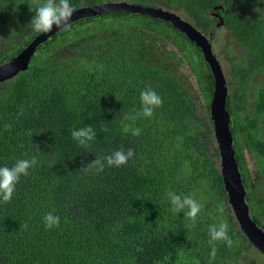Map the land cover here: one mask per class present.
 <instances>
[{
  "label": "trees",
  "instance_id": "1",
  "mask_svg": "<svg viewBox=\"0 0 264 264\" xmlns=\"http://www.w3.org/2000/svg\"><path fill=\"white\" fill-rule=\"evenodd\" d=\"M122 1L181 11L212 44L223 21L227 49L239 46L228 51L227 111L251 215L264 229V0L70 3L76 11ZM34 12L33 0H0V66L42 34L28 27ZM179 59L210 110L215 80L201 49L171 23L126 11L72 22L70 32L37 48L28 71L0 84V167L33 156L39 162L21 176L11 201H0V264H208V227L221 219L220 203L234 243H217L214 264H257L253 250L264 258L229 204L214 122L198 115ZM148 86L162 107L152 117L124 121L141 109L140 92ZM88 125L97 136L85 148L71 132ZM121 148L135 153L126 165L78 172ZM169 189L203 204L194 226L170 210ZM49 212L60 217L59 227L46 229Z\"/></svg>",
  "mask_w": 264,
  "mask_h": 264
},
{
  "label": "water",
  "instance_id": "2",
  "mask_svg": "<svg viewBox=\"0 0 264 264\" xmlns=\"http://www.w3.org/2000/svg\"><path fill=\"white\" fill-rule=\"evenodd\" d=\"M122 11L169 22L175 30L183 33L190 42L202 50L215 80V90L210 105V114L214 122L215 136L221 157V174L229 197V204L232 207L241 231L264 256V229L259 227L252 218L251 208L246 199L247 188L243 183L242 174L236 161L234 139L230 131L231 117L227 111V100L230 94L229 86L221 62L214 53L213 44L209 40L210 38L176 12L164 7L142 6L124 1L80 8L74 11L71 23L89 17ZM217 16L219 17V15ZM223 24L224 22L222 21L221 25ZM58 32L59 29L54 26L51 33H42L11 62L0 66V84L12 80L22 72L28 71L37 48Z\"/></svg>",
  "mask_w": 264,
  "mask_h": 264
},
{
  "label": "clouds",
  "instance_id": "3",
  "mask_svg": "<svg viewBox=\"0 0 264 264\" xmlns=\"http://www.w3.org/2000/svg\"><path fill=\"white\" fill-rule=\"evenodd\" d=\"M33 3L35 4V15L28 25L33 31L47 34L53 31L54 26L62 32L71 31V20L75 9L72 7L70 0H44L43 3H41V0H33ZM255 11L259 13L261 9L258 7ZM191 24L193 25V23ZM140 103L141 109L135 111L134 114L126 113L123 117L124 121H135L141 116L152 117L154 110L162 107L163 98L151 88V86H148L140 92ZM130 130L131 134L134 136H139L141 134V129L139 128H131ZM125 131H129L127 126L125 127ZM71 136L80 146L87 148L90 146V142L96 139L97 133L93 126L88 125L73 129ZM134 155L133 149L125 151L121 148L113 151L106 157H96L94 161L81 167L78 172L83 174H99L104 171L106 165L108 167L126 165ZM38 163V159L33 156L30 159H17L12 167H0V201L3 203L10 202L15 192L16 184L19 183L21 176H28L29 169L35 168L38 166ZM165 195L171 205L170 210L176 214L183 212L184 219L191 222L186 227L190 228L194 226L203 208V204L196 200L192 194H178L171 189H169ZM216 210L220 213L221 219L218 223L209 225L208 227V245L211 248L208 264H214L215 262L217 256V243H225L229 248H231L234 243L228 234L229 224L222 218L224 214L223 203L218 204ZM43 219L46 229H52L60 225V217L54 215L52 212L45 214ZM27 228L28 225L26 223L21 224V230H27Z\"/></svg>",
  "mask_w": 264,
  "mask_h": 264
},
{
  "label": "rangeland",
  "instance_id": "4",
  "mask_svg": "<svg viewBox=\"0 0 264 264\" xmlns=\"http://www.w3.org/2000/svg\"><path fill=\"white\" fill-rule=\"evenodd\" d=\"M177 14L180 15L183 19L191 22L189 20V18L187 17V15H185L181 11ZM229 37H230V32L221 26L218 28V33L216 35V38L218 39V41H215V40L213 41L214 51L217 53L218 59L221 62V65L223 67V71H224L225 76L227 78L228 84H230V82H231V75L229 73V70L231 67L230 60L232 58L230 55H228V51L230 54H232L235 51L237 52L239 49V46L234 42H233V46H234L235 50L231 49V48L227 49L226 43L228 42ZM160 47H161V44H160ZM176 63H177V65L176 64L175 65L178 68V72L180 73V78H181L180 80L182 82L188 83L189 92L194 97V101H195V104L197 107L198 115L201 118L208 121L207 123H209V120H211L210 110L207 107V103L205 101V98L202 96V94H201V92L197 86L196 76L190 72V68L187 67L186 65H184L182 60H180V59L176 60ZM229 91L231 92V86H229ZM215 150H217L216 144L214 145L212 151H215ZM248 161H250V165H251V168L253 170L254 169V162H253L250 154H248ZM252 255H253V258L255 259L257 264H264V258L262 256L258 255L257 253H255L254 250H253Z\"/></svg>",
  "mask_w": 264,
  "mask_h": 264
}]
</instances>
